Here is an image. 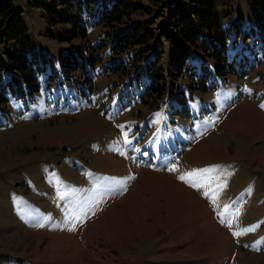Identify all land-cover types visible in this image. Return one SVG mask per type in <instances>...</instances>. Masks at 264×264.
Masks as SVG:
<instances>
[{
    "label": "rangeland",
    "instance_id": "rangeland-1",
    "mask_svg": "<svg viewBox=\"0 0 264 264\" xmlns=\"http://www.w3.org/2000/svg\"><path fill=\"white\" fill-rule=\"evenodd\" d=\"M213 1L233 71L198 56L150 107L113 75L45 89L69 45L48 36L62 28L47 26L48 1L13 0L42 72L32 102L0 108V264H264V32L246 0ZM213 167L215 205L179 179ZM225 205L239 209L231 228Z\"/></svg>",
    "mask_w": 264,
    "mask_h": 264
},
{
    "label": "trees",
    "instance_id": "trees-1",
    "mask_svg": "<svg viewBox=\"0 0 264 264\" xmlns=\"http://www.w3.org/2000/svg\"><path fill=\"white\" fill-rule=\"evenodd\" d=\"M47 26L62 27L48 36L69 47L60 50V71L45 78V89L74 84L93 91L94 79L113 75L128 79L142 101L154 107L167 83L187 70L195 73L196 57L211 59L216 75L234 69L228 59V30L221 26L223 12L213 0H46ZM254 25L264 32V0H246ZM13 0H0V108L10 100L32 102L40 91V58L27 38L21 14ZM103 31L100 39H89V31ZM95 33V34H96ZM74 41L80 44L73 45ZM201 53V55L198 54ZM195 56V57H194ZM201 67L207 70L202 64ZM7 73H6V72ZM209 71L198 88L207 86ZM134 90L132 92H134ZM79 91V90H77ZM129 92V90L127 91Z\"/></svg>",
    "mask_w": 264,
    "mask_h": 264
},
{
    "label": "snow or ice",
    "instance_id": "snow-or-ice-1",
    "mask_svg": "<svg viewBox=\"0 0 264 264\" xmlns=\"http://www.w3.org/2000/svg\"><path fill=\"white\" fill-rule=\"evenodd\" d=\"M261 108H264V105H261ZM125 144H129L130 141L127 138V133H124V141ZM169 171H177V167L175 164H173L170 168H168ZM221 169L218 167L213 168H205V169H196L189 172L184 173L179 177V179L187 184H189L191 187L197 189V190H204L203 194L205 197L209 198L213 205L216 204L217 201V195L216 191L218 188L224 187L223 184H220L217 180V177L212 175L213 173L220 172ZM104 180H108L109 178H102ZM120 183V182H115ZM213 183H216V188H213ZM115 190L113 185L109 184L105 186V191H113ZM69 192L75 191L74 189H69ZM65 193L61 194V198ZM239 215V209L237 208L234 212L229 214V206L225 205L224 209L218 213V216L220 217V222L229 228L233 226V219L238 217ZM71 219L79 220L80 217L78 215L72 216ZM254 228H248L244 229L243 231H236L233 232V235L236 237L241 236L242 234H245L249 231H253Z\"/></svg>",
    "mask_w": 264,
    "mask_h": 264
}]
</instances>
